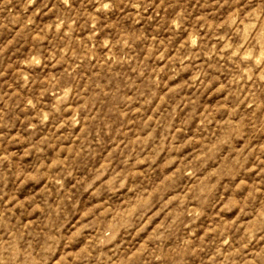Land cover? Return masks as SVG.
I'll list each match as a JSON object with an SVG mask.
<instances>
[{"label":"clouds","instance_id":"1","mask_svg":"<svg viewBox=\"0 0 264 264\" xmlns=\"http://www.w3.org/2000/svg\"><path fill=\"white\" fill-rule=\"evenodd\" d=\"M0 264H264V0H0Z\"/></svg>","mask_w":264,"mask_h":264}]
</instances>
